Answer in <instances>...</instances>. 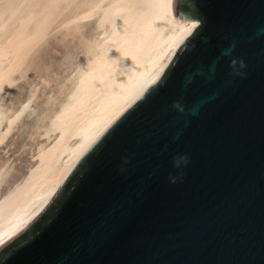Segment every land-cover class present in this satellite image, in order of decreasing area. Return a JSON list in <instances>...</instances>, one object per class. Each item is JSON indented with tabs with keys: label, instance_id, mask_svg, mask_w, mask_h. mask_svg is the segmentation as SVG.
<instances>
[{
	"label": "water",
	"instance_id": "1",
	"mask_svg": "<svg viewBox=\"0 0 264 264\" xmlns=\"http://www.w3.org/2000/svg\"><path fill=\"white\" fill-rule=\"evenodd\" d=\"M170 8L199 23L0 264H264V0Z\"/></svg>",
	"mask_w": 264,
	"mask_h": 264
},
{
	"label": "bare ground",
	"instance_id": "2",
	"mask_svg": "<svg viewBox=\"0 0 264 264\" xmlns=\"http://www.w3.org/2000/svg\"><path fill=\"white\" fill-rule=\"evenodd\" d=\"M198 23L177 20L170 0H0V241L52 197L82 152L158 78ZM51 38L77 46L60 71L45 76L38 56ZM20 78L29 79L25 96L13 100L11 86ZM40 85L51 86L45 108L25 136L32 142L23 166L14 169L4 143Z\"/></svg>",
	"mask_w": 264,
	"mask_h": 264
},
{
	"label": "rangeland",
	"instance_id": "3",
	"mask_svg": "<svg viewBox=\"0 0 264 264\" xmlns=\"http://www.w3.org/2000/svg\"><path fill=\"white\" fill-rule=\"evenodd\" d=\"M51 44L53 45V48ZM58 46L59 48H62V50L59 49ZM76 46H77L76 41L75 43L74 41H70V40L60 42V41L55 40L54 38H51L49 40V43L44 44L43 47L39 51L38 59H40L41 61V68H42L41 73L44 74L45 76H48L49 74H52L53 72L60 71L63 65L62 62L66 61L72 56V54L76 51ZM56 47L58 48V50H61V51L58 52V50H56L57 49ZM53 52H55V56L53 54L54 58H52ZM28 83H29L28 78H20L16 80V82L11 86L13 100L22 99L25 96ZM50 87H51L50 85L48 86L40 85L39 86L37 90L38 98L36 99L35 102L32 103L33 106L32 105L26 106V109H28V112L25 114L21 124L19 125L16 132L12 136H10V138L7 139V141L4 143L5 145L7 144V147H6L7 155L11 156V159L14 158L13 159L14 169H19L20 167H22L23 164L21 163H23L24 160L27 158L26 150L28 152L29 143H31L32 141L30 139H27L25 136L30 127V124L34 120L37 119L39 114L45 108L44 98L49 92ZM24 141H27V142L29 141V142L27 145L20 147L21 143ZM4 144H2L1 147H4L5 146ZM4 155H5L4 152H2L0 149V156H4ZM17 157H19V159ZM21 160L23 162H21ZM14 169L11 171L9 177L14 173Z\"/></svg>",
	"mask_w": 264,
	"mask_h": 264
},
{
	"label": "snow or ice",
	"instance_id": "4",
	"mask_svg": "<svg viewBox=\"0 0 264 264\" xmlns=\"http://www.w3.org/2000/svg\"><path fill=\"white\" fill-rule=\"evenodd\" d=\"M0 242H2V241H0Z\"/></svg>",
	"mask_w": 264,
	"mask_h": 264
}]
</instances>
